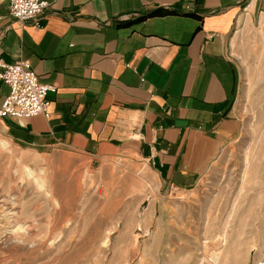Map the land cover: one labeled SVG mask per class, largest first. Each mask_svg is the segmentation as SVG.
<instances>
[{"label":"crops","instance_id":"crops-1","mask_svg":"<svg viewBox=\"0 0 264 264\" xmlns=\"http://www.w3.org/2000/svg\"><path fill=\"white\" fill-rule=\"evenodd\" d=\"M48 1L37 26L0 0V59L29 61L55 89L49 118L0 117V147L125 151L166 185L196 183L238 131L229 37L244 7L264 16V0ZM8 90L0 81V106Z\"/></svg>","mask_w":264,"mask_h":264},{"label":"rangeland","instance_id":"rangeland-1","mask_svg":"<svg viewBox=\"0 0 264 264\" xmlns=\"http://www.w3.org/2000/svg\"><path fill=\"white\" fill-rule=\"evenodd\" d=\"M229 54L239 128L190 187L166 185L125 151L96 160L0 147V264H212L204 242L264 203V16L243 8ZM243 231L240 247L208 257L252 262L264 252V212Z\"/></svg>","mask_w":264,"mask_h":264},{"label":"built area","instance_id":"built-area-1","mask_svg":"<svg viewBox=\"0 0 264 264\" xmlns=\"http://www.w3.org/2000/svg\"><path fill=\"white\" fill-rule=\"evenodd\" d=\"M49 4L48 0H8V14L20 24L31 21L38 26ZM0 81L9 87L0 106L1 118L21 121L38 115L50 117L47 95L55 90L54 86L41 82L29 61L18 59L7 63L0 59ZM249 264H264V252Z\"/></svg>","mask_w":264,"mask_h":264},{"label":"bare ground","instance_id":"bare-ground-1","mask_svg":"<svg viewBox=\"0 0 264 264\" xmlns=\"http://www.w3.org/2000/svg\"><path fill=\"white\" fill-rule=\"evenodd\" d=\"M1 146H4V144L1 143ZM25 172L27 175L30 174V171L28 169H25ZM37 186L40 187V184L37 183ZM263 212L264 203L260 204V206L252 208L246 206L241 207V209L236 211L235 215L233 216L234 219L236 218L235 228H226L222 231H218L219 233L215 236L213 235L214 237L211 241L204 242L202 256L208 259L212 264H216L215 261L211 260L208 257L210 253L212 254L213 252L215 254L218 253L219 255H222L225 254L229 250V247H231L232 245L240 247L242 242L245 241H243L242 237L244 236L242 235L244 234L243 228L248 223V220L251 219V221L253 222L254 220L258 219V216ZM214 232L216 231L214 230Z\"/></svg>","mask_w":264,"mask_h":264},{"label":"trees","instance_id":"trees-1","mask_svg":"<svg viewBox=\"0 0 264 264\" xmlns=\"http://www.w3.org/2000/svg\"><path fill=\"white\" fill-rule=\"evenodd\" d=\"M164 13H166L164 10H158V11H155L151 14H164Z\"/></svg>","mask_w":264,"mask_h":264}]
</instances>
